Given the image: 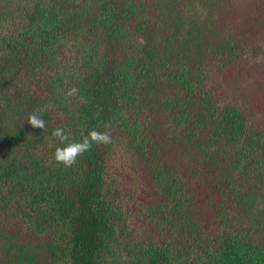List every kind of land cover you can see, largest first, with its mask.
Instances as JSON below:
<instances>
[{
  "label": "trees",
  "instance_id": "1",
  "mask_svg": "<svg viewBox=\"0 0 264 264\" xmlns=\"http://www.w3.org/2000/svg\"><path fill=\"white\" fill-rule=\"evenodd\" d=\"M0 264H264V0H0Z\"/></svg>",
  "mask_w": 264,
  "mask_h": 264
},
{
  "label": "clouds",
  "instance_id": "2",
  "mask_svg": "<svg viewBox=\"0 0 264 264\" xmlns=\"http://www.w3.org/2000/svg\"><path fill=\"white\" fill-rule=\"evenodd\" d=\"M75 91V89L71 90ZM27 122L33 128L44 129L46 131V121L38 109L33 111L27 119ZM59 140V144L55 147L53 159L55 162L62 164L65 167H71L77 161V158L87 152L93 144H107L110 142L108 132H101L96 129H91L86 135H83L80 140H70L69 134L65 132L63 127H57L51 134Z\"/></svg>",
  "mask_w": 264,
  "mask_h": 264
},
{
  "label": "rangeland",
  "instance_id": "3",
  "mask_svg": "<svg viewBox=\"0 0 264 264\" xmlns=\"http://www.w3.org/2000/svg\"><path fill=\"white\" fill-rule=\"evenodd\" d=\"M138 1V0H135ZM133 12L129 11L127 13L125 25L120 29V36L123 39L124 47L130 54L138 53V48L135 46V40L132 38L130 32H133ZM132 38V39H131Z\"/></svg>",
  "mask_w": 264,
  "mask_h": 264
}]
</instances>
